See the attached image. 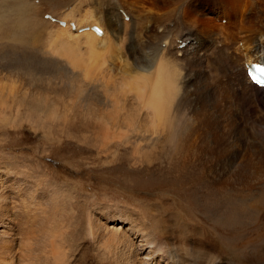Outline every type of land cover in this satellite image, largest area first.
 <instances>
[{"label":"bare ground","instance_id":"obj_1","mask_svg":"<svg viewBox=\"0 0 264 264\" xmlns=\"http://www.w3.org/2000/svg\"><path fill=\"white\" fill-rule=\"evenodd\" d=\"M145 1L82 0L70 4V11L58 13L52 5L55 0H0V112L25 110L47 115L50 121H64L67 117L60 111L67 103L71 106L67 122L83 125L86 135L103 140L104 150L121 142H135L139 149L147 140L149 151L155 154L174 152L192 127L201 125L202 116H207V127L227 131L226 146L217 144V154H227L216 168L218 183L252 163L256 166V194L236 209L237 213L243 212L241 208L253 212L254 222L241 224L239 217L240 221L222 217L220 225L203 228L206 232L202 229L201 235L200 230L196 235L181 230L177 237L155 229L142 210L145 206L125 216L108 211L105 222L112 227L97 225L88 232L94 248L90 261L264 264V91L246 73V63L264 62V5L246 0L237 18L238 0H229L227 8L222 0H215L221 8L211 7L213 0H151V15L143 13ZM200 4L205 12L215 10L213 15L218 17L223 11L222 24L200 16L195 11ZM178 24L186 27V35ZM87 25H96L103 33L80 31ZM183 41L189 42L183 47ZM22 63L23 69L17 67ZM30 63L38 73L59 81L69 95H53L37 87ZM223 77H228L227 82ZM91 95L97 105L89 101ZM223 106L227 109L220 112ZM233 116L238 125L233 124ZM248 148L254 153L247 158ZM243 162L245 166L240 167ZM39 190L27 183L0 185V264H34L31 247L37 234L46 237L47 227L53 229L49 215L41 224L39 211L48 208L38 200ZM215 236L218 241L214 242ZM56 237L42 242L50 241V262L61 264L70 248H64V254ZM138 246L148 253L142 255Z\"/></svg>","mask_w":264,"mask_h":264},{"label":"rangeland","instance_id":"obj_2","mask_svg":"<svg viewBox=\"0 0 264 264\" xmlns=\"http://www.w3.org/2000/svg\"><path fill=\"white\" fill-rule=\"evenodd\" d=\"M80 1L82 0H55V6L52 5L58 13H62L71 10L70 4H78ZM213 1L211 7L221 8L220 2H217V6L215 0ZM228 1L222 0L226 8L229 6ZM245 1H237L238 5L241 4L239 10H242ZM151 2L145 1L143 13L152 14ZM260 3L264 5V0H258V6ZM121 5L128 9L123 2ZM239 10L237 18L240 16ZM195 11L200 16H209L219 25L222 24L219 17L226 18L223 17V11L219 17L213 15L215 10L205 12L201 4L195 7ZM140 17L144 22L145 18ZM178 28L186 35L184 25L178 24ZM233 48L235 50V47ZM18 66L24 68L23 63ZM32 66L35 67L30 63L29 71L37 87L46 92L50 91L53 95L58 94L62 97L69 95V91L65 92L67 89L60 86L59 81H53L48 74L38 73L37 68L35 67V70ZM223 79L227 82L228 77ZM91 96L89 101L93 106L97 105L99 103L97 98L95 95ZM67 106L66 103L60 113L68 120L70 103V107ZM223 108L227 109L223 106L220 112ZM46 117L47 115L28 113L25 110L20 113L15 110L0 112V185L2 182H10L40 187L37 193L38 200L48 208L46 212L39 211L41 224L49 215L47 221L53 227V229L47 227L45 231L48 234L44 236L45 238L43 234L41 236L37 234L39 237L36 236V241L31 247L33 250L31 261L35 262L34 264L54 263L50 262L52 261L50 258L52 251L48 250L52 249L50 241L44 243L42 239L50 240L56 236L57 243L62 247L61 251L65 252L67 247L70 248L66 249L70 254L65 252L66 255L62 256L66 260H62L61 264L76 261L81 264H93L90 259L92 260L94 256V248L91 247L93 242L88 238V232L94 230L93 227L97 225L103 228L112 227L105 222L108 211L114 215L125 216L138 206H145L146 208L143 207L145 209L142 210L146 212L155 229L166 230L167 234H174L177 237L184 231L196 235L200 230L201 235L203 228L220 225L222 217L228 219L234 217L237 221L241 218V224L254 222L253 212L241 208L243 212L237 213V210L243 201L252 199L256 194L255 182L258 180L256 166L252 163L249 165L251 168H243L238 173L229 174L228 178L225 177V180L218 183L216 168L223 165L227 154L218 155L217 144L226 146L227 131L220 127L215 129L214 125L207 127V116H202L200 126L192 127V133H188L190 135L179 142L180 146L177 144L175 153L173 151L169 154L161 153L162 156L149 151L147 140L141 145L144 151L140 147L138 149L140 144L137 145L135 142L136 148L133 142L128 144L121 142L118 147L112 146L104 150L103 140L86 135L88 131L82 127L83 125H71L67 120L61 122L59 119L50 121ZM226 117L223 113L222 118ZM253 119L254 114L250 116L248 122L252 123ZM232 120L234 125H238L235 116ZM250 152L254 153L248 148L247 158ZM242 164L240 167L245 166L244 162ZM257 166L259 167L258 164ZM102 232L104 231L99 230V233ZM203 232L206 230L203 229ZM212 241H218V238L215 236ZM141 247H137L138 251L146 255L148 251ZM36 250L39 253H36ZM63 253L62 255L65 254ZM67 255L72 256L73 260Z\"/></svg>","mask_w":264,"mask_h":264},{"label":"snow or ice","instance_id":"obj_3","mask_svg":"<svg viewBox=\"0 0 264 264\" xmlns=\"http://www.w3.org/2000/svg\"><path fill=\"white\" fill-rule=\"evenodd\" d=\"M248 75L254 83L264 86V66L249 67Z\"/></svg>","mask_w":264,"mask_h":264}]
</instances>
